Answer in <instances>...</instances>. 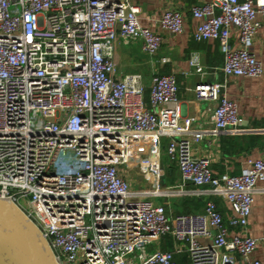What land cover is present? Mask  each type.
Here are the masks:
<instances>
[{
	"label": "built area",
	"instance_id": "built-area-1",
	"mask_svg": "<svg viewBox=\"0 0 264 264\" xmlns=\"http://www.w3.org/2000/svg\"><path fill=\"white\" fill-rule=\"evenodd\" d=\"M141 11L132 0H0V196L38 224L62 264H178L177 254L191 264H263L253 258L259 240L230 227L248 225L264 160L216 176L209 159L192 154L207 135L249 132L227 81L195 88L198 100L218 102L205 129L183 120L174 74L152 75L149 103L141 73L118 76L120 40L141 41L150 56L164 43L142 26ZM192 12L194 39L219 41L226 78L263 74L252 47L264 0H212ZM159 22L184 30L178 9ZM190 66L203 70L199 54ZM165 138L181 172L175 184L165 182ZM136 169L149 184L134 186ZM181 197L205 199L204 210L173 213L165 199ZM216 198L231 205L228 223ZM166 238L173 249L163 250Z\"/></svg>",
	"mask_w": 264,
	"mask_h": 264
},
{
	"label": "crops",
	"instance_id": "crops-1",
	"mask_svg": "<svg viewBox=\"0 0 264 264\" xmlns=\"http://www.w3.org/2000/svg\"><path fill=\"white\" fill-rule=\"evenodd\" d=\"M209 1L212 0H132L141 7L139 19L142 26L161 34L164 43L155 55L150 56L143 51L141 41L120 40L117 48L118 76L141 73L149 92L151 78L156 71L163 74H174L178 79V96L182 102L183 120L192 121L194 128L205 129L212 128L214 125L212 115L218 102L198 100L195 88L202 82L227 81L226 94L231 100L237 102L241 127L249 132L219 137L207 135L201 142L193 144L192 154L195 157L209 159L213 174L216 176L236 175L241 173L249 159L264 160V15L259 16L262 27L252 47V52L263 63V74L259 77L228 79L221 70L225 56L219 41L198 42L194 39V31L200 21L193 16L192 9L196 5ZM170 8L178 9L184 15L182 33L172 34L160 25V18ZM231 42L234 47L239 45L237 30L232 31ZM194 53L199 54L201 58L204 66L202 71L190 66V57ZM163 57H168L170 61L162 64ZM146 100L149 103L148 94ZM166 140L169 141L165 138L163 142ZM162 151H165L163 147ZM163 169L167 184H175L181 180V172L177 163L169 158L166 166L163 164ZM257 186L258 191L254 195L248 225L244 230L230 227V234L257 238L259 242L253 258L261 260L264 264V181H260ZM183 198L185 197L178 198V200ZM216 201L228 223L233 216L231 205L221 198H216ZM165 203L172 207L173 213H176L171 201L165 200Z\"/></svg>",
	"mask_w": 264,
	"mask_h": 264
},
{
	"label": "water",
	"instance_id": "water-1",
	"mask_svg": "<svg viewBox=\"0 0 264 264\" xmlns=\"http://www.w3.org/2000/svg\"><path fill=\"white\" fill-rule=\"evenodd\" d=\"M0 264H62L42 229L12 197L0 196Z\"/></svg>",
	"mask_w": 264,
	"mask_h": 264
},
{
	"label": "trees",
	"instance_id": "trees-1",
	"mask_svg": "<svg viewBox=\"0 0 264 264\" xmlns=\"http://www.w3.org/2000/svg\"><path fill=\"white\" fill-rule=\"evenodd\" d=\"M149 92L147 90L146 96L147 94L149 96ZM205 204V199L193 197H185L182 200H178V198H176V200L173 202L176 213L200 212L204 210ZM164 242H166V244L163 245V250L173 249V243L171 239L166 238ZM175 260L178 264H191L187 254H177L175 255Z\"/></svg>",
	"mask_w": 264,
	"mask_h": 264
},
{
	"label": "rangeland",
	"instance_id": "rangeland-1",
	"mask_svg": "<svg viewBox=\"0 0 264 264\" xmlns=\"http://www.w3.org/2000/svg\"><path fill=\"white\" fill-rule=\"evenodd\" d=\"M168 141L166 140L165 142H163V148H164V150L166 151V153H167V147H168ZM166 147V148H165ZM165 151L163 152V155H162V161L164 162H162L163 164H165V166H166V163H167V159L169 158V157H167V155H166V153H165ZM131 177H132V179H134V182H133V184H134V186H136V185H142V184H149L147 181H145L144 179H143V176H142V174L140 173V171L138 170V169H136V170H134L132 173H131ZM165 200H167V201H171L172 203L176 200V198H167V199H165ZM149 250L150 251H155L156 250V248L153 246V247H150L149 248Z\"/></svg>",
	"mask_w": 264,
	"mask_h": 264
}]
</instances>
